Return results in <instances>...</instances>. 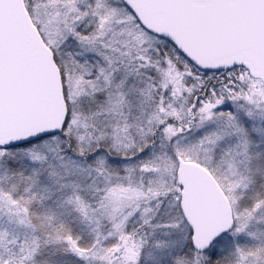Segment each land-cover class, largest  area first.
<instances>
[{"label":"snow or ice","instance_id":"6c2138e0","mask_svg":"<svg viewBox=\"0 0 264 264\" xmlns=\"http://www.w3.org/2000/svg\"><path fill=\"white\" fill-rule=\"evenodd\" d=\"M0 264H264V0H0Z\"/></svg>","mask_w":264,"mask_h":264}]
</instances>
